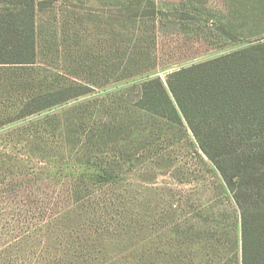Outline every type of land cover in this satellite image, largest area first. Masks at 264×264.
<instances>
[{
    "label": "trees",
    "instance_id": "1",
    "mask_svg": "<svg viewBox=\"0 0 264 264\" xmlns=\"http://www.w3.org/2000/svg\"><path fill=\"white\" fill-rule=\"evenodd\" d=\"M257 2L243 11L231 8L243 24L216 28L224 43L244 40V47L169 71L165 79L148 75L115 94L81 101L66 121L53 116L64 134H76L87 146L85 162H70L76 172L50 200L61 208L39 233L40 264H264V29L258 30L264 20L257 21L264 0ZM102 9L100 20L90 19L101 26L100 39L84 35L87 22L79 11L61 19L58 12L52 39L40 26L44 10L37 0H0V67L21 71L12 109L18 117L167 69L157 56L161 36L205 37L188 27L197 25L196 12L208 22L214 16L207 5H183L168 17L154 0ZM46 58L56 67L44 66ZM15 77L2 79L9 92ZM191 138L223 177L228 206L216 201L192 214L176 189L169 188L173 193L162 203L166 188L147 186L175 166L161 162L172 160L163 144ZM185 165L171 173L192 182L188 172L179 178ZM139 169L152 173L145 174L142 191L127 177ZM147 189L156 190V198Z\"/></svg>",
    "mask_w": 264,
    "mask_h": 264
},
{
    "label": "rangeland",
    "instance_id": "2",
    "mask_svg": "<svg viewBox=\"0 0 264 264\" xmlns=\"http://www.w3.org/2000/svg\"><path fill=\"white\" fill-rule=\"evenodd\" d=\"M133 1L146 2L148 0H37L39 6H42L44 10L39 14L40 26H47L44 29L47 37L53 39L55 29H59L55 24L58 12L60 13L57 18L61 19L63 16L69 17L73 11H79L84 14L87 22L84 35L89 36V39H100L103 30L101 26L96 28L93 26L90 21L91 15L96 16L93 20L97 22L101 19L104 5L118 6ZM154 1L165 10L168 17L174 16L173 8L183 5L188 7L207 5L214 10V16L210 22L201 13H194L197 18L193 20L197 25L188 27L190 34H194L196 30L197 32L205 31L207 34L205 37H191L185 33L179 37H176L174 33L161 36L157 56L160 62L168 66L167 69H157L151 74L114 81L95 89L88 96H81L23 118L18 117V114L12 110L18 102V90L21 85L16 79L21 75V71L12 73L9 72V67H0V264H40L44 258L41 255L42 242L39 233L48 224V220L57 214L60 210L58 208H61H53L50 200L63 194L65 184L70 181V173L76 172V167L70 162H85L83 160L85 154L83 144L86 146L87 144L81 142V139L74 133L64 134L58 119L65 117L66 121V118L72 115L69 113L72 107L81 101L115 94L141 83L148 75L155 74L165 79L169 71L244 47L246 45L244 40L224 43L222 34L216 28L221 23L243 24V15H239L231 8L238 7L243 11L245 6H257L259 0ZM53 12L55 13L54 22L51 20ZM262 20H264V16L259 15L257 21L261 22ZM49 23H51L50 28H48ZM62 27L69 28L65 25ZM262 29H264V24L258 30ZM70 30L71 28H69ZM46 44L50 51L49 46L52 45L48 39ZM42 62L47 68L56 67L50 59L46 58ZM60 63L63 65L62 60ZM10 74L16 76L15 88L12 87V92H9L2 83V79ZM54 115H58L60 118H55ZM46 119L49 121L47 122ZM67 138L71 141L70 143H65L68 142ZM194 142L195 139L191 138L172 145L163 144V150L171 152L173 161L166 159L161 162L175 166L169 171H166V168L163 169L165 171H160L161 173L157 174L156 178L152 179L151 184L147 186L154 187V189L157 187L166 188L160 192L164 198L162 203H165L169 194L173 193L168 191L169 188L176 189L179 193L175 194L182 195L183 206L192 214V210L195 212L205 209L206 205L210 206L216 201L223 202L228 206L226 194H229V191L223 177ZM137 158L136 162H142L141 155H137ZM183 165L185 166L181 172H178L179 178L185 177L183 173L188 172L187 178H192V182H180L172 175L171 170ZM144 172L139 169L132 176H127L133 179V184L139 188V191H142V186L147 184V182H145L146 184L143 182L145 174H148L147 176L152 174ZM144 192L152 196L156 195V190L151 192L147 189Z\"/></svg>",
    "mask_w": 264,
    "mask_h": 264
}]
</instances>
